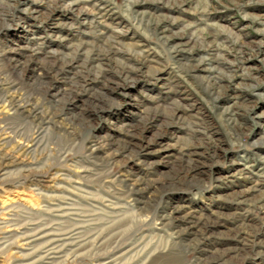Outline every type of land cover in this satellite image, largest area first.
Instances as JSON below:
<instances>
[{
    "label": "rangeland",
    "instance_id": "rangeland-1",
    "mask_svg": "<svg viewBox=\"0 0 264 264\" xmlns=\"http://www.w3.org/2000/svg\"><path fill=\"white\" fill-rule=\"evenodd\" d=\"M0 264H264V0H0Z\"/></svg>",
    "mask_w": 264,
    "mask_h": 264
},
{
    "label": "bare ground",
    "instance_id": "bare-ground-1",
    "mask_svg": "<svg viewBox=\"0 0 264 264\" xmlns=\"http://www.w3.org/2000/svg\"><path fill=\"white\" fill-rule=\"evenodd\" d=\"M68 239H71L70 242H67ZM68 239L66 238V239L60 241V243H57V244L54 243L55 242L54 240L52 242H51V240H48L47 243H46V249L44 250V252H45L44 256L47 257L49 254L57 253V251L63 252V249L66 250L67 248H69V247L71 248L73 246L75 247L73 249V251H78L79 249H81L86 244V243L82 242L81 235H79L78 232H77L76 235H74V236L71 235L70 238L68 237Z\"/></svg>",
    "mask_w": 264,
    "mask_h": 264
}]
</instances>
